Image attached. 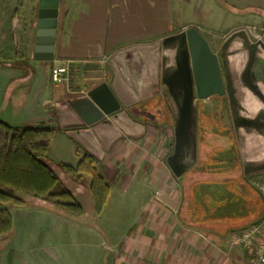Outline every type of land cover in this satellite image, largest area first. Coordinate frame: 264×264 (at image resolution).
<instances>
[{"label": "crops", "instance_id": "0c3cea01", "mask_svg": "<svg viewBox=\"0 0 264 264\" xmlns=\"http://www.w3.org/2000/svg\"><path fill=\"white\" fill-rule=\"evenodd\" d=\"M180 2L60 0L52 55L35 52V36L28 68L12 62L21 58L14 47L0 48V118L60 129L49 152L58 161H47L66 186L71 180L57 164L76 166L86 150L108 181L117 180L110 197L116 189L140 199L137 231L124 248L129 264H246V251L231 246L232 235L261 220L264 198L246 182L237 129L222 125L215 108L221 103L230 113L238 111V94L226 75L225 95L198 97L183 34L194 26L185 21L176 26ZM6 5L14 45L33 20L36 34V13L29 11L37 12L38 0ZM207 41L221 64L220 50ZM56 62H69L68 80H52ZM245 101L242 111L251 105ZM212 117L215 127L207 121ZM209 133L229 137L228 144L209 147L204 140ZM55 211L26 197L21 219L5 236L12 251L41 228L42 213Z\"/></svg>", "mask_w": 264, "mask_h": 264}, {"label": "rangeland", "instance_id": "374dc122", "mask_svg": "<svg viewBox=\"0 0 264 264\" xmlns=\"http://www.w3.org/2000/svg\"><path fill=\"white\" fill-rule=\"evenodd\" d=\"M6 1L0 0V48L14 47L21 54L22 61L18 62L28 64L34 53L35 21H31L16 45L12 40L11 43L8 32L12 31V22L8 13L12 11L7 8ZM180 3L175 12L176 26L177 22L185 21L197 27L210 40L213 49L220 50L224 76L235 83L238 111L230 113L229 108L221 103L215 108L222 110L224 121L221 124L236 128L240 135L248 177L246 182L254 188L252 184L260 176L259 172L264 171V44L260 41L264 29V0H181ZM34 13L35 7L29 11V14ZM12 62L19 66L16 60ZM25 72L30 74V70ZM23 86L22 89L28 92L29 83L25 82ZM245 99H250L251 105L242 111V105H247ZM194 106L196 108L197 105ZM215 118L207 119L208 123L212 120L214 126ZM17 121L22 126L30 125L27 121ZM220 135L222 133L219 136L209 133L204 140H208L209 147H225L229 137ZM47 158L58 161L55 152ZM67 181V186L83 205L85 214L76 216L55 207V212L42 213L41 228L23 239L24 244H19L17 251H12L13 244L6 241L10 238L4 236L0 239V264H129L125 259L130 253L124 248L137 231L140 211L137 201L140 199L113 189L101 213L96 214L91 208L88 191L84 192L76 183ZM8 207L12 209L13 223H17L21 219V207Z\"/></svg>", "mask_w": 264, "mask_h": 264}, {"label": "trees", "instance_id": "16d2710c", "mask_svg": "<svg viewBox=\"0 0 264 264\" xmlns=\"http://www.w3.org/2000/svg\"><path fill=\"white\" fill-rule=\"evenodd\" d=\"M18 60L22 61L16 55ZM23 63L18 62V67L28 66ZM59 130L44 125H13L0 118V238L13 231V217L7 206L24 207L26 197L45 201L76 216L85 214L81 202L47 161ZM99 164L97 157L86 150L76 166L57 164L71 181L88 189L96 214L101 213L114 183L105 178Z\"/></svg>", "mask_w": 264, "mask_h": 264}, {"label": "water", "instance_id": "95a60500", "mask_svg": "<svg viewBox=\"0 0 264 264\" xmlns=\"http://www.w3.org/2000/svg\"><path fill=\"white\" fill-rule=\"evenodd\" d=\"M60 0H38L36 12L35 52L52 55L55 49ZM192 70L200 99L226 94L221 78L220 61L209 42L196 27L185 29ZM260 41L264 44V35Z\"/></svg>", "mask_w": 264, "mask_h": 264}, {"label": "built area", "instance_id": "2783aa9c", "mask_svg": "<svg viewBox=\"0 0 264 264\" xmlns=\"http://www.w3.org/2000/svg\"><path fill=\"white\" fill-rule=\"evenodd\" d=\"M69 62H56L52 69V80L60 83L68 80ZM264 198V174L254 181ZM231 246L246 251V264H264V214L258 223L244 227L232 235Z\"/></svg>", "mask_w": 264, "mask_h": 264}, {"label": "flooded vegetation", "instance_id": "af4514ba", "mask_svg": "<svg viewBox=\"0 0 264 264\" xmlns=\"http://www.w3.org/2000/svg\"><path fill=\"white\" fill-rule=\"evenodd\" d=\"M262 35H264V29H263V32H262ZM220 69H221V78H222V81H223V84L225 86V89H226V92L228 90V87H227V84H226V78L224 76V72H223V64H222V60H221V64H220ZM196 82V81H195ZM216 95H219V94H216ZM225 95V94H224ZM214 96V95H213ZM223 115H222V110H220V120L223 122L224 120L222 119Z\"/></svg>", "mask_w": 264, "mask_h": 264}, {"label": "bare ground", "instance_id": "6f19581e", "mask_svg": "<svg viewBox=\"0 0 264 264\" xmlns=\"http://www.w3.org/2000/svg\"><path fill=\"white\" fill-rule=\"evenodd\" d=\"M247 74V73H246ZM247 76V75H246ZM250 83V82H249Z\"/></svg>", "mask_w": 264, "mask_h": 264}]
</instances>
